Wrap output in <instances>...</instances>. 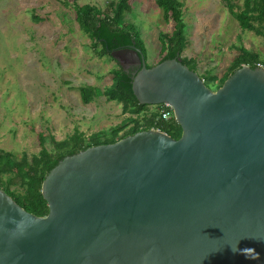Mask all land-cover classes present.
Segmentation results:
<instances>
[{"label":"water","instance_id":"obj_1","mask_svg":"<svg viewBox=\"0 0 264 264\" xmlns=\"http://www.w3.org/2000/svg\"><path fill=\"white\" fill-rule=\"evenodd\" d=\"M111 55L180 138L151 128L65 156L42 182L45 216L0 188V264H264V68L213 90L180 58Z\"/></svg>","mask_w":264,"mask_h":264},{"label":"rangeland","instance_id":"obj_2","mask_svg":"<svg viewBox=\"0 0 264 264\" xmlns=\"http://www.w3.org/2000/svg\"><path fill=\"white\" fill-rule=\"evenodd\" d=\"M110 1L0 0V149L17 157L31 155L41 148L39 134L47 136L45 146L51 148V137L65 139L76 127L89 136L127 116L120 104L104 96L84 104L78 90L110 85L116 63L96 55L72 5L104 9ZM181 1L188 41L181 57L194 59L200 76L223 75L240 46L264 58L263 38L243 31L222 0ZM235 3L242 5L241 0ZM130 4L124 19L140 33L147 64L155 65L161 34L170 33L173 24L164 20L155 0Z\"/></svg>","mask_w":264,"mask_h":264},{"label":"trees","instance_id":"obj_3","mask_svg":"<svg viewBox=\"0 0 264 264\" xmlns=\"http://www.w3.org/2000/svg\"><path fill=\"white\" fill-rule=\"evenodd\" d=\"M241 1L240 6L235 0H222L243 31H252L264 40V0ZM65 3L68 4L66 1ZM155 3L162 9L164 20L173 24L170 33L161 34L160 58L157 63L165 59L180 58L182 63L196 71L197 64L194 59L181 57L188 44L185 34L184 3L181 0H155ZM72 6L79 28L91 40L96 55L100 58L108 57L116 63L110 71L111 84L103 89L90 85L79 87L81 100L87 105L94 98L104 96L107 101L120 104L122 113L127 116L116 125L89 136L76 127L74 133L65 139L56 140L51 137L49 138L51 148L45 146L47 136L39 134L41 148L31 155L23 153L17 157L11 151L0 149V188L23 209L37 216H45L49 212L48 203L41 192L42 182L46 174L65 156L90 146L111 144L151 128L159 129L174 139L181 136V127L173 116L167 121L162 120L157 108L150 109L149 105L139 103L132 91L131 72H127L111 55L113 50L133 43L146 59V49L140 33L124 19L132 9L130 0H112L104 9L92 4L73 3ZM34 19L39 21V18ZM262 62L264 63V58L258 52L240 46L236 57L223 75L206 72L205 77H201L205 84L214 90L243 64L255 68L257 63ZM151 66L153 65L147 64V67Z\"/></svg>","mask_w":264,"mask_h":264},{"label":"built area","instance_id":"obj_4","mask_svg":"<svg viewBox=\"0 0 264 264\" xmlns=\"http://www.w3.org/2000/svg\"><path fill=\"white\" fill-rule=\"evenodd\" d=\"M257 66L264 68V64L263 63H257ZM153 107H155V109L157 108L159 110V115H160L162 120H166L167 121L172 116L174 117L173 110L168 104H160V105H155Z\"/></svg>","mask_w":264,"mask_h":264},{"label":"flooded vegetation","instance_id":"obj_5","mask_svg":"<svg viewBox=\"0 0 264 264\" xmlns=\"http://www.w3.org/2000/svg\"><path fill=\"white\" fill-rule=\"evenodd\" d=\"M118 61V60H117ZM120 64V63H119ZM121 66H123L126 70H128V72H131V74L133 73V72H135L136 71V69L138 68L137 66H135V65H129V66H126V65H121Z\"/></svg>","mask_w":264,"mask_h":264}]
</instances>
